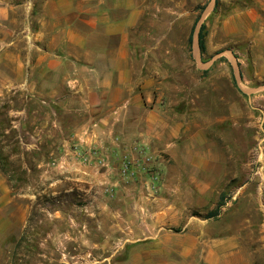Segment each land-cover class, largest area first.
<instances>
[{
	"label": "rangeland",
	"instance_id": "374dc122",
	"mask_svg": "<svg viewBox=\"0 0 264 264\" xmlns=\"http://www.w3.org/2000/svg\"><path fill=\"white\" fill-rule=\"evenodd\" d=\"M127 1L161 126L71 107L31 41L0 38V264H264L261 14L251 0Z\"/></svg>",
	"mask_w": 264,
	"mask_h": 264
},
{
	"label": "crops",
	"instance_id": "0c3cea01",
	"mask_svg": "<svg viewBox=\"0 0 264 264\" xmlns=\"http://www.w3.org/2000/svg\"><path fill=\"white\" fill-rule=\"evenodd\" d=\"M251 1L264 25V0ZM140 15L127 0H0V38L31 41L41 51L38 65L48 60V75L61 78L71 107L110 109L100 116L104 124L139 109L144 123L161 126L155 109H147L154 102L151 85L137 79L131 36Z\"/></svg>",
	"mask_w": 264,
	"mask_h": 264
},
{
	"label": "trees",
	"instance_id": "16d2710c",
	"mask_svg": "<svg viewBox=\"0 0 264 264\" xmlns=\"http://www.w3.org/2000/svg\"><path fill=\"white\" fill-rule=\"evenodd\" d=\"M198 38H199V47H200L201 53L205 54L207 51V48H206V26L201 27ZM192 42H193V35H191L189 38V45H191ZM224 205L225 204L223 203V197L221 195V199H220L217 207L214 210L209 211L206 214L205 218L206 219L217 218L220 215V212H221L222 208L224 207Z\"/></svg>",
	"mask_w": 264,
	"mask_h": 264
},
{
	"label": "built area",
	"instance_id": "2783aa9c",
	"mask_svg": "<svg viewBox=\"0 0 264 264\" xmlns=\"http://www.w3.org/2000/svg\"><path fill=\"white\" fill-rule=\"evenodd\" d=\"M82 158H84L85 160H89V159H91V154L85 153L84 155H82ZM124 172L125 173L129 172V166L128 165H125Z\"/></svg>",
	"mask_w": 264,
	"mask_h": 264
},
{
	"label": "water",
	"instance_id": "95a60500",
	"mask_svg": "<svg viewBox=\"0 0 264 264\" xmlns=\"http://www.w3.org/2000/svg\"><path fill=\"white\" fill-rule=\"evenodd\" d=\"M198 42H199V40H198ZM198 50H200V47H199V45H198Z\"/></svg>",
	"mask_w": 264,
	"mask_h": 264
}]
</instances>
